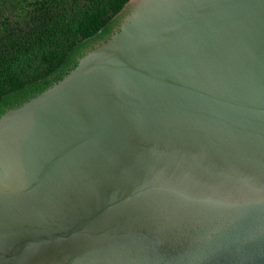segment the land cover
I'll return each instance as SVG.
<instances>
[{
	"label": "water",
	"instance_id": "95a60500",
	"mask_svg": "<svg viewBox=\"0 0 264 264\" xmlns=\"http://www.w3.org/2000/svg\"><path fill=\"white\" fill-rule=\"evenodd\" d=\"M0 115V264H264V0H128Z\"/></svg>",
	"mask_w": 264,
	"mask_h": 264
},
{
	"label": "trees",
	"instance_id": "16d2710c",
	"mask_svg": "<svg viewBox=\"0 0 264 264\" xmlns=\"http://www.w3.org/2000/svg\"><path fill=\"white\" fill-rule=\"evenodd\" d=\"M128 0H0V115L61 79L109 38Z\"/></svg>",
	"mask_w": 264,
	"mask_h": 264
},
{
	"label": "flooded vegetation",
	"instance_id": "af4514ba",
	"mask_svg": "<svg viewBox=\"0 0 264 264\" xmlns=\"http://www.w3.org/2000/svg\"><path fill=\"white\" fill-rule=\"evenodd\" d=\"M116 28V27H115Z\"/></svg>",
	"mask_w": 264,
	"mask_h": 264
}]
</instances>
